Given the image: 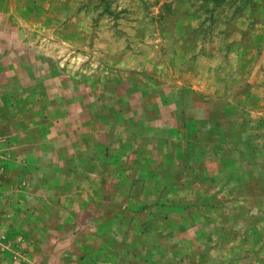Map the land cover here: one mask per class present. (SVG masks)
Returning a JSON list of instances; mask_svg holds the SVG:
<instances>
[{
    "label": "rangeland",
    "instance_id": "374dc122",
    "mask_svg": "<svg viewBox=\"0 0 264 264\" xmlns=\"http://www.w3.org/2000/svg\"><path fill=\"white\" fill-rule=\"evenodd\" d=\"M0 264H264V0H0Z\"/></svg>",
    "mask_w": 264,
    "mask_h": 264
}]
</instances>
